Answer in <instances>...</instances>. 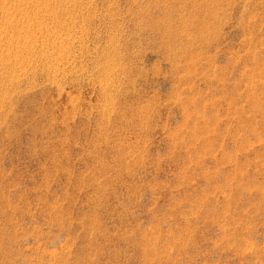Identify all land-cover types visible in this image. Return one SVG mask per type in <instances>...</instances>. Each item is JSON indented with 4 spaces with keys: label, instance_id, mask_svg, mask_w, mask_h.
Listing matches in <instances>:
<instances>
[{
    "label": "rangeland",
    "instance_id": "obj_1",
    "mask_svg": "<svg viewBox=\"0 0 264 264\" xmlns=\"http://www.w3.org/2000/svg\"><path fill=\"white\" fill-rule=\"evenodd\" d=\"M0 264H264V0H0Z\"/></svg>",
    "mask_w": 264,
    "mask_h": 264
}]
</instances>
